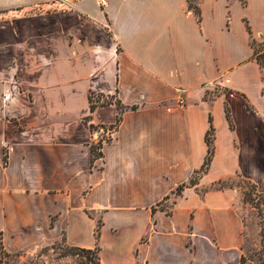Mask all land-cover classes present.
<instances>
[{
	"label": "crops",
	"instance_id": "obj_1",
	"mask_svg": "<svg viewBox=\"0 0 264 264\" xmlns=\"http://www.w3.org/2000/svg\"><path fill=\"white\" fill-rule=\"evenodd\" d=\"M195 4L199 22L187 0H0L5 253L64 237L100 264L240 263L239 190L209 188L264 196V0ZM90 93L127 107L117 126Z\"/></svg>",
	"mask_w": 264,
	"mask_h": 264
},
{
	"label": "rangeland",
	"instance_id": "obj_2",
	"mask_svg": "<svg viewBox=\"0 0 264 264\" xmlns=\"http://www.w3.org/2000/svg\"><path fill=\"white\" fill-rule=\"evenodd\" d=\"M255 49L260 50L259 45ZM101 101L105 100L100 98ZM228 186L237 188L241 196V215L245 225L243 231V253L246 257L245 264H258V256L264 257V197L244 180L234 177L226 180ZM246 194V200L244 198ZM175 196H173L174 198ZM171 202L163 205L167 211L171 208ZM53 245L62 246L61 241L37 248L33 252H19L9 257L0 253V264H76L79 259H60L52 249ZM251 256L253 260L251 261Z\"/></svg>",
	"mask_w": 264,
	"mask_h": 264
},
{
	"label": "trees",
	"instance_id": "obj_3",
	"mask_svg": "<svg viewBox=\"0 0 264 264\" xmlns=\"http://www.w3.org/2000/svg\"><path fill=\"white\" fill-rule=\"evenodd\" d=\"M195 2H196V0H187V6H188V9L194 13L195 17L197 18V21L199 22L200 21V13H199V9L196 6ZM253 44H254V42H253ZM256 59L259 62V64L264 66V59H263L262 55L257 56ZM100 98H104L105 100L101 101ZM88 99H89L91 111L97 106H101V105H105V104H109L111 102H114V104L117 107L118 114H117L116 123L113 126L118 125V123L121 120L122 111L127 108L126 106L122 105L118 99H112L110 97H105V96H101V95H97V94H93V93L89 94ZM130 108L134 109V108H136V106L133 105V106H130ZM206 143L208 146V150H207V155H206L204 164L200 170L196 171L193 174L192 178L189 180L187 185L193 186L196 183L197 178L201 174L205 173L208 169V166H209L211 159H212V156H213L212 139H211V137L208 136V133L206 136ZM100 149H101L100 143L92 145L90 147V153H91V159L92 160H94L96 158H100L102 156ZM238 178H240V177H238ZM244 181L251 184L250 182H248L246 180H244ZM184 186H185V184L177 187L174 194L176 196H178L180 194V192L182 191ZM252 186L255 188L254 185H252ZM225 188H232V187L228 186L226 181H219V182L212 184L209 189L221 190V189H225ZM244 198L246 200V194H244ZM100 224H101L100 221L97 222V227H96V232H95L96 239L98 238V232H99ZM61 244H62V246H58V245L52 246V249L55 251L56 255L61 260L64 258H72V259L76 258V259H79L76 262V264H100V262H99V247L98 246H96L94 249H81V248H76V247H70L69 245L66 244L64 237L61 239ZM0 253L5 257L11 256L10 254H7L3 251L2 244H1V237H0ZM252 258L253 257L251 256V261L254 259V258L253 259ZM256 261L258 262V264H264V257L262 258L261 256H258ZM245 263H246V257L243 253V247L241 246V256H240V263L239 264H245Z\"/></svg>",
	"mask_w": 264,
	"mask_h": 264
},
{
	"label": "built area",
	"instance_id": "obj_4",
	"mask_svg": "<svg viewBox=\"0 0 264 264\" xmlns=\"http://www.w3.org/2000/svg\"><path fill=\"white\" fill-rule=\"evenodd\" d=\"M179 103H183V101L180 99ZM95 136L97 137V143H104L105 141H108L112 137L113 133V127H97L94 128Z\"/></svg>",
	"mask_w": 264,
	"mask_h": 264
}]
</instances>
